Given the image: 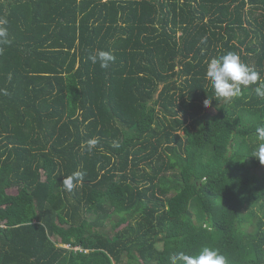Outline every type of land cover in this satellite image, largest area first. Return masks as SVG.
<instances>
[{
    "label": "trees",
    "instance_id": "1",
    "mask_svg": "<svg viewBox=\"0 0 264 264\" xmlns=\"http://www.w3.org/2000/svg\"><path fill=\"white\" fill-rule=\"evenodd\" d=\"M0 21V264H170L202 247L264 264V99L250 84L203 104L213 57L264 79V0H0Z\"/></svg>",
    "mask_w": 264,
    "mask_h": 264
},
{
    "label": "clouds",
    "instance_id": "2",
    "mask_svg": "<svg viewBox=\"0 0 264 264\" xmlns=\"http://www.w3.org/2000/svg\"><path fill=\"white\" fill-rule=\"evenodd\" d=\"M6 21H0V45L10 43L7 28L3 27ZM88 59L93 63H99L103 69L109 67V62L115 57L108 51L97 50L89 55ZM206 79L211 83L215 95H211L203 101L204 107H210L212 99L217 101H228L237 97L241 93V85L248 86L255 84L254 92L257 97L264 99V79L258 72L249 68L241 62L236 53L229 52L219 58L213 57L207 62ZM97 139H91L87 142L88 151L91 152L97 145ZM255 147L253 157L257 158L261 164H264V123L258 124L255 129ZM119 146V145H115ZM82 174L73 173L72 176L63 180V185L67 190H72L73 180L79 179ZM170 264H228V259L221 254L218 249L202 247L197 254L189 255L183 251L174 253L170 256Z\"/></svg>",
    "mask_w": 264,
    "mask_h": 264
},
{
    "label": "rangeland",
    "instance_id": "3",
    "mask_svg": "<svg viewBox=\"0 0 264 264\" xmlns=\"http://www.w3.org/2000/svg\"><path fill=\"white\" fill-rule=\"evenodd\" d=\"M263 169H264V165H263ZM12 192H15V191H12ZM254 209L257 211V213H259V210L257 208H254Z\"/></svg>",
    "mask_w": 264,
    "mask_h": 264
}]
</instances>
